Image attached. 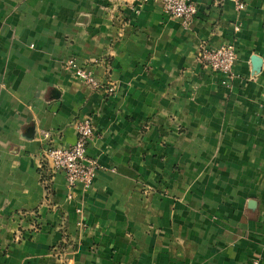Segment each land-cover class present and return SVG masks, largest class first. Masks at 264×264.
<instances>
[{
    "label": "crops",
    "instance_id": "obj_1",
    "mask_svg": "<svg viewBox=\"0 0 264 264\" xmlns=\"http://www.w3.org/2000/svg\"><path fill=\"white\" fill-rule=\"evenodd\" d=\"M190 1L184 26L153 1L0 0V264H264V0ZM203 45L235 47L231 81ZM84 118L90 185L41 181Z\"/></svg>",
    "mask_w": 264,
    "mask_h": 264
},
{
    "label": "built area",
    "instance_id": "obj_2",
    "mask_svg": "<svg viewBox=\"0 0 264 264\" xmlns=\"http://www.w3.org/2000/svg\"><path fill=\"white\" fill-rule=\"evenodd\" d=\"M157 2L161 5L168 17L179 20L184 26H189L197 14L196 6L190 0H138V7L149 3ZM239 9L243 8L239 0H233ZM135 13L139 8L134 9ZM198 63L212 73L223 76V84L231 81L234 77V65L237 61V54L233 45H223L219 48H212L203 45L199 50ZM68 70L72 71L75 77L91 89L100 88L101 84L95 79L92 72L79 65L74 58L66 62ZM111 92L112 90L109 89ZM95 137L93 122L84 118L76 123L75 143L67 147H53L45 145L41 152V162L49 175L62 173L65 177L67 188H72L76 183L88 187L97 171L95 160L86 155L87 146ZM45 140L49 139L48 133H43ZM253 264H261L254 261Z\"/></svg>",
    "mask_w": 264,
    "mask_h": 264
},
{
    "label": "trees",
    "instance_id": "obj_3",
    "mask_svg": "<svg viewBox=\"0 0 264 264\" xmlns=\"http://www.w3.org/2000/svg\"><path fill=\"white\" fill-rule=\"evenodd\" d=\"M48 179H49V175H47L45 172L43 173V170H42L41 181H47Z\"/></svg>",
    "mask_w": 264,
    "mask_h": 264
},
{
    "label": "rangeland",
    "instance_id": "obj_4",
    "mask_svg": "<svg viewBox=\"0 0 264 264\" xmlns=\"http://www.w3.org/2000/svg\"><path fill=\"white\" fill-rule=\"evenodd\" d=\"M64 67H65V65H64ZM97 168H98V165H97ZM42 170H43V173L45 172L47 175H49L48 172L46 171L45 167H44V163L41 162V168H40L41 173H42ZM49 176L51 177L52 175H49Z\"/></svg>",
    "mask_w": 264,
    "mask_h": 264
},
{
    "label": "water",
    "instance_id": "obj_5",
    "mask_svg": "<svg viewBox=\"0 0 264 264\" xmlns=\"http://www.w3.org/2000/svg\"><path fill=\"white\" fill-rule=\"evenodd\" d=\"M253 64L255 66V68H258L259 64H260V59L254 57L253 58Z\"/></svg>",
    "mask_w": 264,
    "mask_h": 264
}]
</instances>
